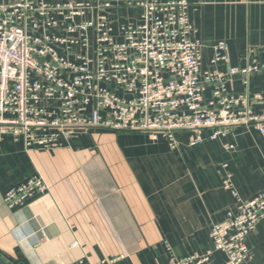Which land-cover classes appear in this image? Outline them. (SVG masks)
<instances>
[{
	"label": "crops",
	"instance_id": "0c3cea01",
	"mask_svg": "<svg viewBox=\"0 0 264 264\" xmlns=\"http://www.w3.org/2000/svg\"><path fill=\"white\" fill-rule=\"evenodd\" d=\"M62 2L64 0H46ZM109 3L115 24L139 21L130 3L171 0H76ZM197 38L228 45L219 69L236 93L264 94V0H187ZM258 63L249 76L231 67ZM256 112L264 99L253 100ZM211 129L180 130L176 144L145 131L80 130L56 149L27 150L10 135L0 140V264H172L208 255L201 264H221L211 227L226 217L236 195L264 188V134L244 126L210 139ZM232 145L233 148H228ZM36 175L50 192L9 206L6 193ZM231 187H226V180ZM74 242L77 244L74 245ZM253 262L264 264V219L247 239Z\"/></svg>",
	"mask_w": 264,
	"mask_h": 264
},
{
	"label": "built area",
	"instance_id": "2783aa9c",
	"mask_svg": "<svg viewBox=\"0 0 264 264\" xmlns=\"http://www.w3.org/2000/svg\"><path fill=\"white\" fill-rule=\"evenodd\" d=\"M142 8L139 21L115 24L107 2L0 0V140L10 135L27 150L59 148L78 131H145L175 146V133L211 129L210 139L235 127L264 134V110L256 112L255 92L236 93L219 66L228 45H206L197 38L187 0L130 3ZM258 63L231 67L229 75L249 76ZM228 148H233L229 145ZM226 187H231L226 180ZM50 192L42 175L11 188L9 206ZM227 208L210 230L221 264L253 262L248 236L264 219V188ZM77 242H74V245ZM208 255L172 259V264H201ZM79 264H93L80 261ZM99 264H115L113 260Z\"/></svg>",
	"mask_w": 264,
	"mask_h": 264
},
{
	"label": "water",
	"instance_id": "95a60500",
	"mask_svg": "<svg viewBox=\"0 0 264 264\" xmlns=\"http://www.w3.org/2000/svg\"><path fill=\"white\" fill-rule=\"evenodd\" d=\"M0 260H2V258L0 257ZM7 264V263H6Z\"/></svg>",
	"mask_w": 264,
	"mask_h": 264
}]
</instances>
